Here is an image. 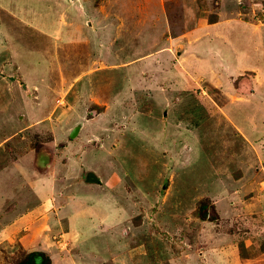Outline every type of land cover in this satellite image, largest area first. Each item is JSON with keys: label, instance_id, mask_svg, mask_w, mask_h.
<instances>
[{"label": "rangeland", "instance_id": "374dc122", "mask_svg": "<svg viewBox=\"0 0 264 264\" xmlns=\"http://www.w3.org/2000/svg\"><path fill=\"white\" fill-rule=\"evenodd\" d=\"M245 66L264 72V0H0V264H264Z\"/></svg>", "mask_w": 264, "mask_h": 264}, {"label": "crops", "instance_id": "0c3cea01", "mask_svg": "<svg viewBox=\"0 0 264 264\" xmlns=\"http://www.w3.org/2000/svg\"><path fill=\"white\" fill-rule=\"evenodd\" d=\"M185 54H184V56H185ZM243 71H245V73H242ZM236 76H237L236 79L233 80V81H235V85H234V87H232L231 92H232V95L237 97L236 98L237 100H233V101H248L252 95H256V97H262L263 96L262 93H261L262 96H259L260 93L258 90V86L261 88H264V72H262L256 68L254 69L250 66H245L241 70L236 72ZM225 94L228 96L229 93H225ZM260 100H262L261 104L264 105V99L261 98ZM257 103L258 102L256 100V104L255 103L254 104L258 105ZM6 112H7L6 117H10V115L8 114L9 110H6ZM225 117L227 119H229L228 115H226ZM4 121H5V123L7 122L6 118ZM3 122L1 124L4 125L5 123H3ZM233 125L235 126V124H233ZM29 127H31V124ZM235 128L238 129L236 126H235ZM0 151L3 153L2 150H0ZM27 155L30 159L29 165H28V167H26L27 172L30 170V172H28V174H30L29 176H47L50 167H52V163H50V164L46 163L45 167L42 169H39L38 167H36L37 166L36 163H38V161H39L38 159L43 160L46 157V153L44 151H40V150L37 151V149L34 148V149H30V151H29V153H27ZM8 165L9 166L6 169L8 176H14V174H15L14 172L19 171L20 165L18 166V164L16 162H13V164H11V165L8 164ZM38 165H40V163ZM14 197L15 196L12 195L10 197V199L9 198H7L8 200L6 199L7 200L5 202L6 207H8V206L12 207V205L14 203V201H13ZM11 210H13V209L11 208ZM9 213H10V211H9Z\"/></svg>", "mask_w": 264, "mask_h": 264}, {"label": "trees", "instance_id": "16d2710c", "mask_svg": "<svg viewBox=\"0 0 264 264\" xmlns=\"http://www.w3.org/2000/svg\"><path fill=\"white\" fill-rule=\"evenodd\" d=\"M240 251L243 254V248L240 247ZM17 264H52V260L46 252L37 250L26 253Z\"/></svg>", "mask_w": 264, "mask_h": 264}, {"label": "water", "instance_id": "95a60500", "mask_svg": "<svg viewBox=\"0 0 264 264\" xmlns=\"http://www.w3.org/2000/svg\"><path fill=\"white\" fill-rule=\"evenodd\" d=\"M185 50H186V46H183L182 50L179 52V55H183ZM81 128H82V124H79V125L75 126L73 128V130L71 131L70 136L72 138L77 137L79 132H80V130H81ZM87 181L92 182V183H99L100 182V178L97 176V174L95 172L90 171L87 174Z\"/></svg>", "mask_w": 264, "mask_h": 264}]
</instances>
